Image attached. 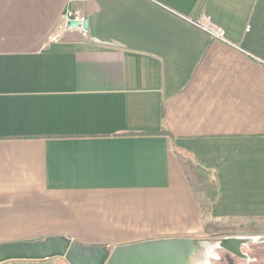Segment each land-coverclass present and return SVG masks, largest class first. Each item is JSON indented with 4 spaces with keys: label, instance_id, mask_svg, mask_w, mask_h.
<instances>
[{
    "label": "crops",
    "instance_id": "1",
    "mask_svg": "<svg viewBox=\"0 0 264 264\" xmlns=\"http://www.w3.org/2000/svg\"><path fill=\"white\" fill-rule=\"evenodd\" d=\"M74 9L88 36L54 39ZM205 221L264 225V0H0V245L205 240Z\"/></svg>",
    "mask_w": 264,
    "mask_h": 264
},
{
    "label": "water",
    "instance_id": "2",
    "mask_svg": "<svg viewBox=\"0 0 264 264\" xmlns=\"http://www.w3.org/2000/svg\"><path fill=\"white\" fill-rule=\"evenodd\" d=\"M264 243V235L215 240L163 238L107 247H91L62 237L0 245V264L62 258L67 264H211L225 252L249 264L243 248Z\"/></svg>",
    "mask_w": 264,
    "mask_h": 264
},
{
    "label": "rangeland",
    "instance_id": "3",
    "mask_svg": "<svg viewBox=\"0 0 264 264\" xmlns=\"http://www.w3.org/2000/svg\"><path fill=\"white\" fill-rule=\"evenodd\" d=\"M193 179L195 182V188L198 197L202 196V189L204 188V184L200 179L199 174L196 172L193 175ZM264 231V225H236V224H225L223 228L219 231V237H214V239H219L226 236H256L259 235V232ZM65 240H67L65 238ZM69 241V240H67ZM82 244V243H80ZM85 246H90L86 244H82ZM94 247V246H91ZM96 247V246H95ZM246 254L249 256L251 262L249 264H264V243L261 245H251L248 250H246ZM3 264H67L66 261L62 258H52L44 261H18L7 262ZM212 264H246V262L231 256L229 254L223 253L220 257L219 261L213 262Z\"/></svg>",
    "mask_w": 264,
    "mask_h": 264
},
{
    "label": "trees",
    "instance_id": "4",
    "mask_svg": "<svg viewBox=\"0 0 264 264\" xmlns=\"http://www.w3.org/2000/svg\"><path fill=\"white\" fill-rule=\"evenodd\" d=\"M181 161L187 162L188 160L180 157ZM194 168H198L199 171H196L200 179L202 180V183L204 184V188L201 190L202 191V196L198 197L197 196V201L199 204V209L201 212V215L203 218H206L207 215L211 212L215 201H216V187L215 183L213 181V175L211 172L200 169L199 167H196L193 165ZM223 228V225H218L215 223H212L211 221H205L203 223V231H204V236L208 239L205 240H212L211 238L213 237V234L219 233V231Z\"/></svg>",
    "mask_w": 264,
    "mask_h": 264
},
{
    "label": "built area",
    "instance_id": "5",
    "mask_svg": "<svg viewBox=\"0 0 264 264\" xmlns=\"http://www.w3.org/2000/svg\"><path fill=\"white\" fill-rule=\"evenodd\" d=\"M84 2L85 0H79ZM203 30L211 36L221 38L222 35L215 29H210L203 25ZM72 32L87 37L89 33V24L87 16L80 10H66L61 16V20L57 28L55 29L54 39L59 38L62 34Z\"/></svg>",
    "mask_w": 264,
    "mask_h": 264
},
{
    "label": "flooded vegetation",
    "instance_id": "6",
    "mask_svg": "<svg viewBox=\"0 0 264 264\" xmlns=\"http://www.w3.org/2000/svg\"><path fill=\"white\" fill-rule=\"evenodd\" d=\"M212 240H215V239H212ZM109 249L112 250V248H109ZM246 250H248V249L243 250V252H246ZM222 254H223V253H220V254H219L220 257L222 256Z\"/></svg>",
    "mask_w": 264,
    "mask_h": 264
}]
</instances>
